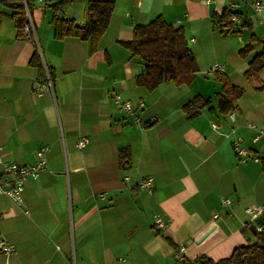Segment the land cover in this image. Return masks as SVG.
<instances>
[{"label": "crops", "instance_id": "1", "mask_svg": "<svg viewBox=\"0 0 264 264\" xmlns=\"http://www.w3.org/2000/svg\"><path fill=\"white\" fill-rule=\"evenodd\" d=\"M56 1L33 3L36 41L17 36L16 10L0 2L2 163L32 165L37 150L49 148L45 170L25 183L23 206L0 195V242L14 249L0 251V264H183L253 243L245 210L264 205V135L254 141L248 124L264 126V91H254L244 73L261 45L246 57L240 52L251 34L264 37V0L259 17L252 0H115L93 52L89 41L54 38L49 5ZM230 4L238 26L249 27L222 35L212 29L214 16ZM86 7L73 0L58 16L84 24ZM158 16L182 28L198 71L189 83L147 90L135 82L145 65L125 44L135 26ZM36 52L41 67L31 63ZM214 65L217 76L209 73ZM225 79L244 91L233 103L234 122L214 101ZM114 95L134 112L120 110ZM195 97L210 104L189 119L183 106ZM234 140L260 162L240 163ZM125 148L129 160L120 165ZM147 177L151 192L136 187Z\"/></svg>", "mask_w": 264, "mask_h": 264}, {"label": "trees", "instance_id": "2", "mask_svg": "<svg viewBox=\"0 0 264 264\" xmlns=\"http://www.w3.org/2000/svg\"><path fill=\"white\" fill-rule=\"evenodd\" d=\"M71 1L73 0H58L49 5L54 38L63 40L74 37L89 41L90 51L93 52L108 27L115 0H86V22L84 24L58 16L63 7ZM0 2L16 10L11 15V19L18 30L17 36L24 38L22 28L25 24V11L22 0H0ZM26 2L32 14L33 2L31 0H26ZM232 13L235 12L226 8L220 15H215L212 29L225 35L239 33L249 27L246 23L238 26L237 23L231 22ZM255 45H261V49L249 61L244 77L254 91H264V82L260 79V73L264 71V37L258 38L251 34L250 43L241 50L240 54L246 57L253 51ZM125 46L130 51L131 58H137L144 63L145 71L135 78V82L147 90H153L167 81H173L176 84L189 83L198 71L195 59L186 47L182 28L167 24L161 16L146 25L135 26L133 38ZM31 63L41 67L40 56L37 52ZM48 73L50 76V71ZM217 75L218 72H215L214 76ZM243 93L241 88L233 86L225 79L221 91L214 96L216 107L221 113L228 114L234 110L233 103ZM209 104L208 100L195 97L183 106V112L187 118L191 119L197 117ZM128 160V149L120 150V165L126 164ZM261 164L264 167V158L261 159ZM259 226L261 230L258 231L255 228L253 233L254 242L234 248L228 257L213 260L201 255L193 260H184L183 264H264V222Z\"/></svg>", "mask_w": 264, "mask_h": 264}, {"label": "built area", "instance_id": "3", "mask_svg": "<svg viewBox=\"0 0 264 264\" xmlns=\"http://www.w3.org/2000/svg\"><path fill=\"white\" fill-rule=\"evenodd\" d=\"M33 3H39L44 4L46 0H31ZM212 0H204L205 4H209ZM24 5V11H25V24L22 28L23 34L26 38L32 39L34 41L37 40L36 37V28L34 21L32 19V14L27 6L26 0H22ZM235 4H230L228 7V10H232L234 8ZM251 7L253 10V13L256 17H259L262 11V1L261 0H252ZM231 22L237 23L238 17L236 13H232L230 17ZM261 23H264V21L260 20ZM221 66L220 65H214L209 73H215L220 72ZM113 102L115 105L123 111H126L128 113H133L134 108L132 104L129 101L123 100L119 95H114L112 97ZM142 105V104H140ZM236 112L233 110L228 113V118L230 121L234 122ZM139 120V119H137ZM248 127L252 130H255L257 132V136L253 137V140L256 141L264 135V126H256L255 124H248ZM85 144V140H80L78 142L79 146H83ZM233 150L236 154V156L239 159L240 163H247L248 161L253 162H260V159L253 155L250 150L244 148L238 140H234L232 142ZM49 148L47 146H43L39 148L36 152V162L32 165L24 166L19 165L14 162H3L2 163V154H1V148H0V163L2 164V175L3 178L0 179V195L6 196L9 198L14 204L18 206L24 205V187L25 183L31 179L36 180L40 177L41 173L45 170L46 162H47V154H48ZM136 187L139 190L151 192L154 187V180L152 177H147L142 179L136 184ZM229 203V200L224 199L222 200L223 205H227ZM245 212L250 217V222L254 223L255 219L264 212V205L257 207V208H247ZM217 214L214 215L216 217ZM154 226L157 229H163L164 223L163 221L155 217L154 218ZM256 230L260 231L261 227L259 225H256ZM14 249L12 246L6 245L4 242H0V251L4 253L12 252ZM183 248H180L179 251L176 254V258L179 260H183Z\"/></svg>", "mask_w": 264, "mask_h": 264}, {"label": "water", "instance_id": "4", "mask_svg": "<svg viewBox=\"0 0 264 264\" xmlns=\"http://www.w3.org/2000/svg\"><path fill=\"white\" fill-rule=\"evenodd\" d=\"M262 222H264V212H262L256 219L254 224L252 225V231L255 232V228L256 225H260ZM210 233V231L206 232L205 234H203L199 240H202L203 238H205L208 234Z\"/></svg>", "mask_w": 264, "mask_h": 264}, {"label": "rangeland", "instance_id": "5", "mask_svg": "<svg viewBox=\"0 0 264 264\" xmlns=\"http://www.w3.org/2000/svg\"><path fill=\"white\" fill-rule=\"evenodd\" d=\"M73 264V263H72Z\"/></svg>", "mask_w": 264, "mask_h": 264}]
</instances>
